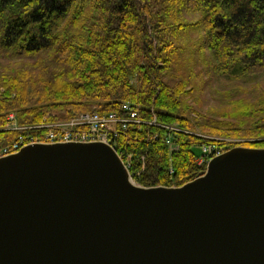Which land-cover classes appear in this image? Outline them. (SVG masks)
<instances>
[{
	"label": "trees",
	"instance_id": "16d2710c",
	"mask_svg": "<svg viewBox=\"0 0 264 264\" xmlns=\"http://www.w3.org/2000/svg\"><path fill=\"white\" fill-rule=\"evenodd\" d=\"M188 34L209 72L231 82L224 108L187 102L203 77L187 65ZM0 59L15 61L0 64V146L37 137L30 128L45 120L121 115L128 102L142 122L112 146L141 186L196 178L204 145L264 148V88L240 96L264 78V0H0Z\"/></svg>",
	"mask_w": 264,
	"mask_h": 264
},
{
	"label": "water",
	"instance_id": "95a60500",
	"mask_svg": "<svg viewBox=\"0 0 264 264\" xmlns=\"http://www.w3.org/2000/svg\"><path fill=\"white\" fill-rule=\"evenodd\" d=\"M0 264H264V148L144 187L105 143L25 145L0 158Z\"/></svg>",
	"mask_w": 264,
	"mask_h": 264
},
{
	"label": "built area",
	"instance_id": "2783aa9c",
	"mask_svg": "<svg viewBox=\"0 0 264 264\" xmlns=\"http://www.w3.org/2000/svg\"><path fill=\"white\" fill-rule=\"evenodd\" d=\"M120 111L122 112L121 115L113 112L104 114L93 112L81 113L67 120H45L38 126L30 128L33 130L38 129L37 137L29 135L20 136L17 141L0 146V157L14 153L21 147L32 143L102 142L113 148V137L116 136L118 129L125 128L130 122L136 124L142 122L139 118L138 110L128 102H124L121 105ZM12 118L13 115H10L9 119ZM154 122L155 120L150 123L154 124ZM171 128L176 129L174 127ZM115 152L122 159V154L116 150ZM201 152L202 155L197 159V163L206 166L208 160L220 155L223 150L213 145H204L201 148ZM124 164L128 169V162H124Z\"/></svg>",
	"mask_w": 264,
	"mask_h": 264
},
{
	"label": "rangeland",
	"instance_id": "374dc122",
	"mask_svg": "<svg viewBox=\"0 0 264 264\" xmlns=\"http://www.w3.org/2000/svg\"><path fill=\"white\" fill-rule=\"evenodd\" d=\"M194 18H197V17H194V16L189 17L190 20H193ZM197 40H198V34H195V35L188 34L186 35V38H185V47L187 48L188 51H190L189 54L185 55V59L187 61L188 67H191V69H193L194 71L196 69H199L203 73V77L201 79L197 78L198 89L193 91V93H191V95L187 99V102L188 104L193 106L196 111L200 113H206L210 110L224 108L225 101L221 100L222 99L221 95L225 91L232 89V88L230 87L231 85L230 81L217 78L215 75L209 72L208 70L209 57L206 60H200L203 54L200 53L196 45H194V43H197ZM14 63L15 61H7V60L0 59V64L2 66H12V65L15 66ZM238 85H241V82H236L234 84V86H238ZM255 86H259L261 89H263L264 88V78H261L258 81V83L255 82L252 84L241 85V89L243 91L240 96H248L247 92L253 90ZM10 115H13V114H10ZM13 125L15 126V123H13ZM244 140L242 139L240 141L242 142ZM235 142H238V141H234L233 143L235 144ZM193 151L195 152V154L199 155L200 154L199 146L194 147Z\"/></svg>",
	"mask_w": 264,
	"mask_h": 264
}]
</instances>
